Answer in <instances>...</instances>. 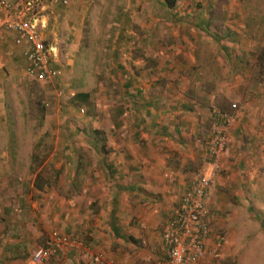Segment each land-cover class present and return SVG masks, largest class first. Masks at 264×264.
<instances>
[{
  "label": "rangeland",
  "instance_id": "rangeland-1",
  "mask_svg": "<svg viewBox=\"0 0 264 264\" xmlns=\"http://www.w3.org/2000/svg\"><path fill=\"white\" fill-rule=\"evenodd\" d=\"M46 17L57 75L36 81L23 67L0 78V203L49 205L30 250L63 229L102 255L96 264H159L213 106L234 128L206 201V261L264 264V0H83ZM142 99L152 106L139 109ZM180 160L185 185H174ZM58 251L45 264H67Z\"/></svg>",
  "mask_w": 264,
  "mask_h": 264
},
{
  "label": "built area",
  "instance_id": "built-area-1",
  "mask_svg": "<svg viewBox=\"0 0 264 264\" xmlns=\"http://www.w3.org/2000/svg\"><path fill=\"white\" fill-rule=\"evenodd\" d=\"M79 0H0V34L14 35L16 46L24 44L26 62L24 74L36 81H46L57 75L50 68L52 49L47 48L43 31L47 25L46 13L53 8H65ZM234 116L211 106L205 135V156L197 171L187 182L177 209L167 220L160 236L164 261L161 264H205L209 234L206 201L214 178L221 170V159L226 151L229 130ZM46 247L34 249L28 264H45L59 251L77 252L86 264H96L102 255L86 245L67 237H54Z\"/></svg>",
  "mask_w": 264,
  "mask_h": 264
},
{
  "label": "crops",
  "instance_id": "crops-1",
  "mask_svg": "<svg viewBox=\"0 0 264 264\" xmlns=\"http://www.w3.org/2000/svg\"><path fill=\"white\" fill-rule=\"evenodd\" d=\"M12 2L13 0H8ZM83 0H79V3H81ZM48 20V19H47ZM14 35L11 33H1L0 34V78L4 77H12L15 76L17 73V70H20L23 67H26V62L23 57V51H24V44L21 46H16L13 43ZM73 39V38H72ZM75 40V39H74ZM77 41V40H75ZM71 43H74L71 42ZM50 48V47H49ZM52 51L54 50L53 48ZM54 52V51H53ZM22 57V58H21ZM52 68V66H51ZM3 73V74H2ZM6 86H2V82L0 81V92H3L6 90ZM134 94L138 99L142 98L143 89L141 87L134 89ZM143 99H145V96H143ZM142 99L141 105L138 107L139 109H142L143 106H152V103L149 101H144ZM137 107V106H136ZM187 115L184 116V118L187 120L189 118V112L186 111ZM152 120H155L152 117ZM184 123H180L182 125ZM185 126V125H184ZM191 127L189 124L185 127ZM234 128V124H232L231 129ZM230 135V133H229ZM156 137V136H152ZM189 138V137H188ZM168 139L172 141L173 137L168 136ZM173 153L171 156H175L176 160H179L178 157L174 153H178L177 149L172 150ZM152 155V153H150ZM179 164V167L173 166L169 171L172 173V183L174 181L175 183H181L183 180V161ZM181 167V168H180ZM193 167L191 166L189 170H191ZM185 178V177H184ZM189 179L185 182H187ZM183 182L181 183V185ZM183 184V185H185ZM124 190H133L135 186L128 185L123 186ZM135 191V189H134ZM12 202H6L4 204L0 203V264H28L27 258L30 254L33 247L37 246L40 242H42L44 239L39 233L37 225L40 229L47 230L45 225L43 224V218H45V208L48 209L49 205H46L45 208L40 209L38 211L39 205L37 203H33L30 205V209L28 210V204L26 201H14ZM36 206H35V205ZM40 204V203H39ZM44 206V203H43ZM33 208V209H32ZM52 212H49V219L52 220V222L58 221V218L61 216L60 213V201H54L52 202ZM72 211L76 210V206H71ZM70 211V213H72ZM38 217V218H37ZM49 219H45V222H47ZM113 220V217H112ZM104 226H100L99 228H103ZM110 231H112V234L118 238L119 237V229L118 227H115V225H110L108 228ZM106 228V230H108ZM90 230V229H89ZM65 230H51L48 234V241L52 240L55 236L56 237H66L64 234ZM98 233V232H97ZM96 233V234H97ZM94 234V233H93ZM41 235V236H40ZM94 236V235H93ZM97 236H101L97 234ZM95 238V237H94ZM128 242V241H127ZM100 243V242H99ZM47 244V243H46ZM85 244V243H84ZM86 245V244H85ZM88 245V244H87ZM36 249V248H35ZM59 255H61V251H58ZM66 257H68L67 264H85L82 260V257L76 256V252H63ZM65 257V259H66ZM62 258V257H61ZM163 260L159 263L161 264ZM114 264H118L117 261H114ZM205 264H212L209 261H206Z\"/></svg>",
  "mask_w": 264,
  "mask_h": 264
},
{
  "label": "trees",
  "instance_id": "trees-1",
  "mask_svg": "<svg viewBox=\"0 0 264 264\" xmlns=\"http://www.w3.org/2000/svg\"><path fill=\"white\" fill-rule=\"evenodd\" d=\"M161 1L163 3V6H165L166 8H172L174 6V3H175V0H161ZM49 66H50V62H49ZM77 97H80L83 100H86L87 94H85V93L81 94L80 93V94L73 95V98H77ZM38 182H39V177H37V175H36L34 178V188H35V190L40 191L42 189V186ZM43 185H46V183H44Z\"/></svg>",
  "mask_w": 264,
  "mask_h": 264
}]
</instances>
